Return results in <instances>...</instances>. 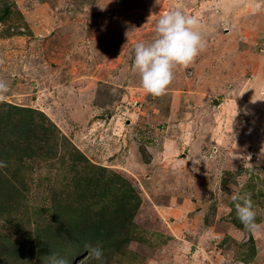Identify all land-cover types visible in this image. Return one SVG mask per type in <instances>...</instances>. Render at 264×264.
<instances>
[{
	"label": "rangeland",
	"instance_id": "rangeland-1",
	"mask_svg": "<svg viewBox=\"0 0 264 264\" xmlns=\"http://www.w3.org/2000/svg\"><path fill=\"white\" fill-rule=\"evenodd\" d=\"M6 8L0 106L34 110L37 129L21 182L15 159L1 168L24 196L0 215V264H49L39 249L62 240L61 226L71 264H100L85 247L73 253L72 236L93 238L84 226L101 221L103 264H264V0H0ZM174 10L197 18L205 47L154 97L134 46ZM2 123L0 138L17 143ZM233 191L250 195L255 228L237 218Z\"/></svg>",
	"mask_w": 264,
	"mask_h": 264
},
{
	"label": "clouds",
	"instance_id": "clouds-1",
	"mask_svg": "<svg viewBox=\"0 0 264 264\" xmlns=\"http://www.w3.org/2000/svg\"><path fill=\"white\" fill-rule=\"evenodd\" d=\"M156 38L150 43L137 42L134 46L133 70L138 72L141 85L147 94H164L174 78L173 69L187 67L205 47L199 30L197 18L180 10L165 12L160 15L155 25ZM7 90V85L0 81V92ZM6 167L0 160V168ZM243 184L240 185L242 189ZM236 216L246 229H253L255 217L250 195L241 191L231 194ZM91 259L103 264L104 250L100 244H85ZM50 264H70L63 257H53Z\"/></svg>",
	"mask_w": 264,
	"mask_h": 264
},
{
	"label": "trees",
	"instance_id": "trees-1",
	"mask_svg": "<svg viewBox=\"0 0 264 264\" xmlns=\"http://www.w3.org/2000/svg\"><path fill=\"white\" fill-rule=\"evenodd\" d=\"M8 9H4V12L2 15H0V20H2L4 18V16L6 14H8ZM16 116L17 120L15 119L14 121H16L15 123L12 122L13 124H11L10 127V119L12 117ZM2 122H5L6 125L9 127V130H13L16 133V137L19 140L17 143L14 144V140H12V135H9V132H4L3 134H6L5 137H1L0 138V142L2 143H6V138L11 141L13 143L12 146L8 145L6 150L4 148L0 147V160L4 161L6 164L5 169L8 168V165H11V163L13 162L12 160L15 159L16 162V167L14 168L15 172H16V180L21 182V178H17L18 175H20L21 169H20V163L22 161V159L25 156H32L34 153V149L31 147L29 143L27 144L26 142H28L30 140V136L32 134H34L36 132V124H35V116H34V110L30 109V108H25V107H20L14 104H10V103H3L2 106H0V126L1 124H3ZM11 128V129H10ZM51 126H46L43 127L42 129L43 131H48L49 134V130L51 131ZM51 135V134H50ZM49 135V136H50ZM20 140H22L23 142H20ZM40 149H45L43 147H40ZM51 149H47L44 154L50 152ZM78 158L80 159H86L85 156L81 155L78 156ZM2 175V176H1ZM5 173H3V170H1L0 168V215L3 213V211H5V204L7 205V210L6 212H9L12 208H13V200L14 197H16V200L14 203H16L15 205L17 206L18 204V199L23 198L24 196V188L21 187V189L19 188L18 185H15L14 182L12 181V177H8V176H4ZM12 181V182H11ZM18 184V183H16ZM13 188H15V190L13 191ZM9 194L8 196H6V194ZM58 198H54V205L56 206ZM8 200V201H7ZM7 201V202H6ZM12 201V202H11ZM6 202V203H5ZM84 209L82 206H79L78 211H75V214L77 212L83 213ZM74 214H71V217H73ZM77 217L79 218V215H77ZM80 219V218H79ZM84 228H88L90 229V232H92L93 234V238L91 239H83L82 241L80 240V237L77 236H72L73 239V243L75 245V252L73 253H79V251L85 247V244H87L88 242H93L96 241L98 244H100L103 248L106 247L105 240L109 239V237H107L108 232L106 231V229H104L103 226V222H93V223H87ZM64 226L59 227L56 233H58L59 238H62V240L58 239V237H55V235H51L48 238H45V241H43L42 247H40L39 251H42V257L41 259H45L46 258V262L48 261V257H50V261L53 257H63L66 258L67 260L70 261V264L72 263L70 256L65 255V250L67 247V236L69 235L67 232H65L64 230ZM52 231V230H50ZM40 230L38 232V236H39ZM74 233V232H72ZM74 235V234H73ZM97 235L99 236L98 239H94V236ZM79 241L80 244H79ZM14 255H16V253H10L9 256L13 257ZM26 255L24 254L23 258H16V261H26L25 259H27L25 257ZM30 259V258H29ZM29 261H32V259H30ZM29 264H32V262H28ZM23 264H25V262H23ZM50 264V262H49Z\"/></svg>",
	"mask_w": 264,
	"mask_h": 264
}]
</instances>
